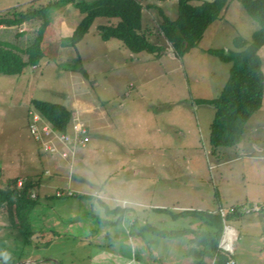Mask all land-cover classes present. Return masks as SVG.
Listing matches in <instances>:
<instances>
[{"label":"rangeland","instance_id":"1","mask_svg":"<svg viewBox=\"0 0 264 264\" xmlns=\"http://www.w3.org/2000/svg\"><path fill=\"white\" fill-rule=\"evenodd\" d=\"M53 1L0 0V14ZM140 1L177 18V0ZM82 17L71 3L50 7L38 65L19 76L0 75V188L31 174L41 181L31 194L25 237L0 213V255L8 261L0 264H198L202 246L193 235L162 237L152 228L206 231L179 214L225 216L234 207L240 216L224 223L234 229L233 252L220 251L218 260L264 264V99L241 143L216 150L209 144L215 110L198 103L219 97L231 69L208 50L236 51L234 39L251 41L259 25L232 0L199 45L178 57L158 35L157 11L149 9L143 15L148 41L168 51L156 57L133 54L119 40L102 41L97 27L117 19H96L73 47L67 40ZM43 22L3 27L0 41L24 50ZM259 56L264 73V47ZM32 100L67 108L74 124L87 128L86 146L57 143L58 152L44 153L28 129Z\"/></svg>","mask_w":264,"mask_h":264},{"label":"trees","instance_id":"2","mask_svg":"<svg viewBox=\"0 0 264 264\" xmlns=\"http://www.w3.org/2000/svg\"><path fill=\"white\" fill-rule=\"evenodd\" d=\"M192 6L190 0H177V18L171 20L155 4H143L140 0H55L45 7H30L26 10H11L0 14V27H18L39 17L44 22L40 25L37 36L24 50L0 41V75L19 76L28 67L38 65L44 55L42 47L43 33L47 27L45 14L50 7L59 2L71 3L82 15V19L68 38L67 43L75 47L89 32L98 18L117 19L115 25H99L97 32L102 41L119 40L133 54L148 53L156 57L166 54L167 49L148 41L143 26V15L154 9L160 18L158 35L162 37L171 53L182 57L201 42L209 25L218 20L221 12L232 0H215ZM246 13L258 25L259 30L252 35L251 41L235 38L233 45L236 51L208 50L222 63L231 64L229 78L218 98L202 99L200 105L212 106L215 110L210 125L209 144L213 150L232 148L241 143L246 126L253 115L263 106L264 73L259 51L264 47V0H239ZM35 4V3H34ZM33 5V4H32ZM24 57L26 59H24ZM84 78L87 74L80 69ZM33 110L45 119L58 133H66L73 121V114L64 106L40 100H32ZM18 182H21L18 185ZM41 181L27 177L21 181L14 179L5 188H0V212L7 214L11 224L18 228L19 234L25 237L28 209L33 206L32 191L39 188ZM65 195H63L64 197ZM179 215L191 216L209 227V230L183 229L180 231H158L159 236L176 237L193 235L192 241L202 246L198 264H205L203 259H215L214 264H227L228 258L218 260L219 242L224 231V223L233 216H240V208H231L224 217L220 211L197 212L183 211ZM177 216L173 215V218ZM26 240V239H25ZM27 241V240H26ZM4 263L7 259L0 255ZM229 263V262H228Z\"/></svg>","mask_w":264,"mask_h":264},{"label":"built area","instance_id":"3","mask_svg":"<svg viewBox=\"0 0 264 264\" xmlns=\"http://www.w3.org/2000/svg\"><path fill=\"white\" fill-rule=\"evenodd\" d=\"M29 116L30 121L28 123V129L34 137V140L40 144L41 150L44 153L54 154L58 152L57 143L67 145L71 148V150H74L75 148H84L89 142L87 128H85L82 124H74V120L66 133H58L38 113H29ZM62 157L66 159L67 155L63 153ZM56 195L58 197H62L59 192ZM254 211L259 212L260 209ZM220 214L224 217L223 212L220 211ZM232 233V230H230L228 226H224L220 249L229 254L233 252L232 243L234 241V235H232ZM228 264H234V262L230 261Z\"/></svg>","mask_w":264,"mask_h":264},{"label":"crops","instance_id":"4","mask_svg":"<svg viewBox=\"0 0 264 264\" xmlns=\"http://www.w3.org/2000/svg\"><path fill=\"white\" fill-rule=\"evenodd\" d=\"M3 30H4V28H3V27H0V31L2 32ZM258 151H259V152H263V149L260 148V149H258ZM31 175H32V174H31ZM31 175H30V176H31ZM46 197H47V196H46ZM257 200H259V199H257ZM0 213H2V212H0ZM231 229L234 230L233 228H231ZM13 231H14V230H13ZM17 231H18V230H17ZM0 232H1V230H0ZM235 232H236V231H235ZM7 233H9V230H7ZM236 233H237V232H236ZM237 234H238V233H237ZM7 235H8V234H7ZM237 236H238V235H237ZM237 239H238V237H237ZM0 240H1V241H0V244L2 245L1 242H2V241L5 242V239H4V237H3L2 235H0ZM207 259L209 260V258H207ZM208 260H206L205 262L208 263V262H209ZM207 261H208V262H207ZM2 262H3V261H2ZM22 263H23V264H32L33 262H31L30 260H23Z\"/></svg>","mask_w":264,"mask_h":264},{"label":"water","instance_id":"5","mask_svg":"<svg viewBox=\"0 0 264 264\" xmlns=\"http://www.w3.org/2000/svg\"><path fill=\"white\" fill-rule=\"evenodd\" d=\"M202 1H204L206 3H213L215 0H202Z\"/></svg>","mask_w":264,"mask_h":264}]
</instances>
